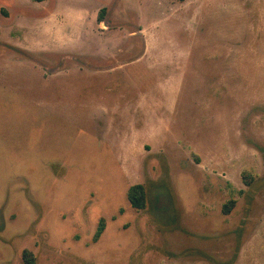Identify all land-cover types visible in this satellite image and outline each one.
I'll return each mask as SVG.
<instances>
[{
    "label": "rangeland",
    "instance_id": "374dc122",
    "mask_svg": "<svg viewBox=\"0 0 264 264\" xmlns=\"http://www.w3.org/2000/svg\"><path fill=\"white\" fill-rule=\"evenodd\" d=\"M24 250L264 264V0H0V264Z\"/></svg>",
    "mask_w": 264,
    "mask_h": 264
},
{
    "label": "trees",
    "instance_id": "16d2710c",
    "mask_svg": "<svg viewBox=\"0 0 264 264\" xmlns=\"http://www.w3.org/2000/svg\"><path fill=\"white\" fill-rule=\"evenodd\" d=\"M104 13L105 9L103 8L98 11L97 19L99 22L104 20ZM127 198L133 207L144 208L146 205V191L144 185L142 183H134L130 185L127 189ZM104 228L105 222L104 219L101 218L93 235V240H97L100 237ZM22 255L26 264H33V256L29 251L24 250Z\"/></svg>",
    "mask_w": 264,
    "mask_h": 264
},
{
    "label": "crops",
    "instance_id": "0c3cea01",
    "mask_svg": "<svg viewBox=\"0 0 264 264\" xmlns=\"http://www.w3.org/2000/svg\"><path fill=\"white\" fill-rule=\"evenodd\" d=\"M98 14V13H97ZM98 20V19H97Z\"/></svg>",
    "mask_w": 264,
    "mask_h": 264
}]
</instances>
